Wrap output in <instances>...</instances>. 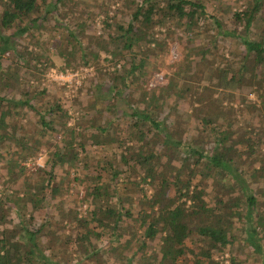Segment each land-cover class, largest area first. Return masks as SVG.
Masks as SVG:
<instances>
[{
    "label": "trees",
    "instance_id": "obj_1",
    "mask_svg": "<svg viewBox=\"0 0 264 264\" xmlns=\"http://www.w3.org/2000/svg\"><path fill=\"white\" fill-rule=\"evenodd\" d=\"M67 1L0 0V69L2 56L10 51L21 65L29 61V56L33 62L40 61L37 70L44 73L53 65L41 60L31 43H39L41 29L51 34L60 27L56 39L57 53L63 56L60 70L77 67L78 62L65 55L68 47L69 51L78 48L83 65H99L102 53L111 63L103 82H93L97 95L73 125L67 121L68 108L59 101L41 110L31 104L34 95L12 99L0 96V146L12 149L1 174L0 264H63L52 255L70 250L79 257L74 264L87 258L92 264H107L104 253L118 258L120 264H133L138 252L136 264H150L151 259L152 264H179L193 250L196 252H192L190 264H204L211 258V250H230L232 217L237 212L246 242L264 264L260 236L264 231V0H244L239 10L226 8L227 15L209 12L202 0H131L128 19L118 21L115 10L105 17L104 30L97 34L86 33L83 22L65 23L71 20L64 10ZM100 7L107 12L104 3ZM70 24L78 31L68 27ZM165 25L180 29V40L187 44L185 54L175 63L164 85L146 90L141 82L150 65L149 57H161L168 51L165 36L154 31V27ZM2 29L13 31L6 35ZM63 29L68 31L66 37ZM22 37L27 45L20 47L18 39ZM223 49H228V56L220 55ZM135 88H142L140 98L131 103ZM213 89L218 96L210 93ZM194 90V99L188 101ZM245 90L247 97L243 96ZM45 92L49 91L42 87L39 94ZM250 93L258 102L248 99ZM208 94L213 103L228 96L241 102L242 109L234 108L232 115L220 114L215 108L195 113L194 103L202 102ZM4 100L37 114L28 139L19 134L18 124L9 122L10 112L2 109ZM118 102L125 108L117 107ZM257 103L258 108L262 107L260 111H256ZM244 107L256 123L236 133L238 123L232 120L236 114L242 115ZM56 124H60L61 136L56 137L54 148L28 183L21 161L36 153L39 136L46 131L57 133ZM89 146L105 151L107 160L89 157ZM11 159L16 161L17 171L12 170ZM59 165L64 170L62 176L69 179L71 175L69 180L78 188L76 197L83 189L79 203H87L91 209L83 214L75 210L70 213L69 222L76 234L46 231L50 239L44 247L38 237L49 221L30 229L24 225V217L27 204L33 208L28 211L32 219L34 210H44L62 185L69 188L62 184L64 177L57 178ZM102 170L105 178L100 175ZM131 172H136L137 179L127 175ZM121 176H125V186L130 184L139 191L134 211L118 196ZM9 183L11 193L7 192ZM15 206L18 222L7 227L6 218ZM94 235L104 236L107 245L94 246ZM157 237L161 240L160 255L151 245ZM204 243H210L207 251ZM129 247L132 254L126 256L123 251ZM45 248L52 251L50 255Z\"/></svg>",
    "mask_w": 264,
    "mask_h": 264
},
{
    "label": "rangeland",
    "instance_id": "obj_2",
    "mask_svg": "<svg viewBox=\"0 0 264 264\" xmlns=\"http://www.w3.org/2000/svg\"><path fill=\"white\" fill-rule=\"evenodd\" d=\"M204 4L207 6L208 11L211 13H217L219 11V14L227 15L226 14V8H231L233 10L235 9H241L245 5L244 0H202ZM106 6L107 12L103 10V7H100V4ZM124 3V4H123ZM220 8V9H219ZM1 9V8H0ZM68 9V10H67ZM105 9V8H104ZM219 9V10H218ZM64 10L67 12V18H71V20H66L65 23H75L77 22H83L86 33L90 34H97L100 33L103 28V20L107 15H111L117 11L116 19L118 21H126L129 17V14L132 12V4L131 0H70L66 2V7H64ZM50 24L53 23L52 17H49L47 20ZM47 25V24H46ZM71 25V26H70ZM68 27H71L74 31H78L76 29V25L73 26L70 24ZM232 26V25H231ZM235 26V25H234ZM236 26L240 29L241 25ZM233 27V26H232ZM63 35L66 37L67 32L65 29H63ZM2 33L8 35L13 30L7 29V30H1ZM61 31V27L57 30L53 29L51 32L44 31V29L40 30L39 37V43L35 44L34 41H32V45H34L33 52H38V55H40L41 60L46 61V63L52 64V67H48L45 69L44 73H41L37 68L40 66V61L33 62V60H30V56L27 58L29 61L25 63V65H21L20 62L16 61V56L12 54L10 51H7L2 57V66L0 69V96L4 95V98L6 99H12L14 97L18 98L22 96L23 98L29 97L31 95H34L31 99V104L36 105L37 107H40L41 110H44L49 104H54L55 102H61L65 108H68L69 110V118H68V124L73 125L74 122L80 121L79 117L84 115V110L86 108L85 105H87L91 100H93V97L97 95V88L94 86L93 82L97 81L101 83L103 82L106 71L110 69L111 63L109 61H105L104 56L105 54L102 53L100 55V64L97 65L95 63H92V65H83V62L80 61V55L79 50L76 47V49L69 51L71 48L68 47V49H65V55L68 57H72L75 63H77V67L73 68H67L66 70H60L59 67L63 66V56H60L57 51L59 48L58 35ZM154 31L157 33V35H163L165 36V41L168 42V51L166 54H163L161 57L155 58L154 56L149 57L150 65L147 68V72L144 76H142V84L141 87H144L146 90L154 89L157 87H160L164 85L167 82V75L170 74L171 70L175 67V63L183 58V55L185 54V50L187 47V44L184 42V39L180 40L181 37H183L182 32L178 28H173L171 25H165L161 27H154ZM57 35V36H55ZM194 35V34H192ZM80 36V35H79ZM27 39V37H25ZM80 38H82L80 36ZM24 37L18 39V44H21L20 47H23L22 45H27ZM62 45H64V42H61ZM32 45L30 47H32ZM64 46L61 47L63 49ZM226 49V48H225ZM228 49L225 51L220 52V55L228 56L227 54ZM146 54V53H145ZM143 54V55H145ZM142 55V56H143ZM141 56V55H140ZM160 56V55H159ZM221 57V56H219ZM34 64V65H33ZM120 63H117L116 66H119ZM113 67V66H112ZM153 67H159L160 69L155 70ZM60 73H68V75L63 74L64 78L61 80L59 78ZM74 73V74H73ZM15 77L18 79L17 82L15 81ZM193 80H188L185 82L184 85H188L189 82H192ZM137 83V80H136ZM257 83L254 84V88L256 89ZM135 85H132V89ZM42 87H46L49 91L48 93L45 92L44 94H39V91L42 89ZM142 88H140L141 90ZM139 90V91H140ZM92 91V93L90 92ZM138 90H134L133 92V98L131 99V103H135L139 100L140 95ZM196 91L194 90L192 92L191 99H188V101H192L196 95ZM25 92V93H24ZM27 92V94H26ZM89 93V94H87ZM211 94L218 96V92H215V90L210 91ZM209 93V94H210ZM209 94L205 96L200 103H194L192 110L195 113H203L207 112L208 109L215 108L217 111L220 112V114L225 115H232L233 109H242V103H238L233 101L232 99H229L228 96H222L218 103L211 102L209 98ZM247 97V90L244 91V95ZM256 95L254 93H250L248 95V99L251 101H256ZM247 100V98H246ZM4 103L2 104V109L7 110L10 112L8 114V120L10 123H16L18 124V132L19 134H25V136L30 137L33 133V124L37 121L38 116L36 113H34L33 110L27 107L22 106H15L14 103H11L8 100H4ZM258 102V101H256ZM217 105V107H216ZM245 105V104H244ZM85 106V107H84ZM257 106L256 111H260V108H258L259 104H255ZM117 107L119 108H125L124 105H122L121 102L117 103ZM232 107V108H231ZM1 110V109H0ZM119 111V110H118ZM241 111V110H240ZM242 115L236 114V116L233 118L232 121H235V123H238V126L235 127L234 131L236 133H239L241 131V128H245L246 126H254L255 121L250 120V114H248L247 110L244 107V111H242ZM233 117V116H232ZM85 119V118H84ZM60 121V120H59ZM237 121V122H236ZM249 121V123H248ZM59 125L56 124V128L58 129L57 133H49V131H46L43 135L39 136L38 139H41V143L39 145L38 150L36 153L31 154L32 156H28L21 161L20 165H24L26 168V178L29 181L32 180V175H35L36 168L41 167L44 163L45 157L49 154V151L52 150L55 146V143H57L58 138L61 136V130H59ZM58 137V138H56ZM36 148V147H35ZM12 149L7 148L5 144H2L0 146V188H2V184L4 181V177L1 176L3 169L7 165L8 157L11 156ZM105 151L100 149H94L93 146H89L87 148V155L89 157L94 158H102L103 162L107 160V158L104 157ZM39 156H41V159H39ZM31 158V162H29L28 165L25 164V161ZM14 159V158H13ZM15 160V159H14ZM13 162V160H10ZM16 162V161H15ZM13 162V171H17L18 166ZM42 164V165H41ZM56 174L58 175V180L62 177V184H67L69 188L62 185V190L58 195H56L54 198L49 199L48 205L44 210H34V215L31 218H28V211L32 210L30 204H27V211L25 217H24V225L27 228L30 229H36L41 224H45L46 221H49L48 224H45L43 226V231L41 232V237H38V241L40 242V246H44L47 244L48 240L50 239V234L46 233L48 230L53 231H64L65 233H72L76 234V230L71 225L72 223L69 222L70 213H73L74 210L79 212V214H83L86 211H89V206H87V203H79V198L83 194V189H79L78 197H76L75 191L78 189L75 185L73 186V181L67 179L65 176H62L64 174L63 167L57 166ZM105 171H101L100 175L102 178H105ZM60 175V176H59ZM127 175L130 178H136L137 175L136 172L127 173ZM125 177V176H124ZM124 177L121 176L118 181L117 186V193H119V198L121 200V203L125 206H131L132 211L135 209L136 205V197L137 194H139V191L137 188H133L132 185L127 184L124 185ZM108 183V182H107ZM8 186V193H11V184H7ZM111 191V189H110ZM115 200V197L113 198ZM137 207V206H136ZM16 206L12 208V211L9 212L8 218H6L5 226L12 227L15 223L18 222V218L16 216ZM91 209V208H90ZM238 212L236 214H233V225L231 228V232L233 234L232 236V246L230 247V250L227 249V251H218V250H211L212 256L209 259H205L203 262L206 264L207 262L209 264H263L262 258L257 253L253 252L252 246L248 244L245 240L246 233L243 229V224L241 221L238 220ZM66 216V219H63ZM49 220H48V219ZM93 223L90 224L92 226ZM1 227V226H0ZM96 231H100L97 229ZM262 246L264 250V231L260 233V236H262ZM94 246L102 247L106 243V238L104 236L96 237V235L92 238ZM160 238L157 237L155 240L151 241V245L153 250L158 251L160 250ZM197 245H194L195 248ZM46 247V246H44ZM210 247V243H204V249L205 251L208 250ZM57 244L52 245V249H56ZM152 248H149V250H152ZM194 248V249H195ZM46 249V253L50 255L52 251H49L48 248ZM190 249H192L190 247ZM132 247L125 248L123 253L126 256H130L132 254ZM148 250V251H149ZM193 250V249H192ZM196 252L195 250H193ZM193 251H189L186 253V255L179 260V264H190L192 261ZM198 251V250H197ZM204 251V250H203ZM264 252V251H263ZM138 252L132 260L133 264H136V259L139 256ZM67 254V255H66ZM66 255V258H65ZM160 255V251L158 253ZM232 256V257H231ZM53 259L55 261H58L59 263L63 264H74L78 260V255L73 251L70 250L68 253L65 251H62L59 255H52ZM103 259L107 261V264H120L118 262V258H114V256H111L110 254L107 255V253H104L102 255ZM234 259V260H233ZM156 260H159L158 258ZM120 261V260H119ZM149 260L148 263L152 264ZM126 264V261H123ZM79 264H92L89 262V259L87 258L86 261ZM155 264H159L155 262Z\"/></svg>",
    "mask_w": 264,
    "mask_h": 264
},
{
    "label": "built area",
    "instance_id": "obj_3",
    "mask_svg": "<svg viewBox=\"0 0 264 264\" xmlns=\"http://www.w3.org/2000/svg\"><path fill=\"white\" fill-rule=\"evenodd\" d=\"M63 74H66L68 75V73H60L59 75V78L62 80L64 78V75ZM74 74V73H73ZM39 159H41V156H39ZM29 162H31V158H28L26 161H25V164L28 165ZM42 165V164H41Z\"/></svg>",
    "mask_w": 264,
    "mask_h": 264
}]
</instances>
